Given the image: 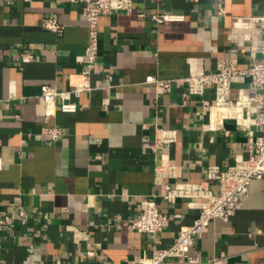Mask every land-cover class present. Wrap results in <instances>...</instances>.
Returning a JSON list of instances; mask_svg holds the SVG:
<instances>
[{"label": "crops", "instance_id": "obj_1", "mask_svg": "<svg viewBox=\"0 0 264 264\" xmlns=\"http://www.w3.org/2000/svg\"><path fill=\"white\" fill-rule=\"evenodd\" d=\"M83 8L76 0H0V264L152 256L199 214L196 199L166 200V186L202 182L209 166L249 157L247 140L264 129L252 106L237 103L250 78L234 79L235 104L221 108L214 88L190 80L225 56L241 68L259 59L261 31L243 22L264 14V0H135L130 13L102 16L93 89L76 95L88 64ZM163 14L175 19L154 18ZM47 18L62 24L61 34L43 25ZM46 84L63 95L46 102ZM64 101L76 110L63 111ZM55 126L58 138L43 132ZM166 134L175 137L158 142ZM154 195L172 218L157 234L135 230L141 201ZM192 252L264 264V178L252 181L229 220L210 222Z\"/></svg>", "mask_w": 264, "mask_h": 264}, {"label": "built area", "instance_id": "obj_2", "mask_svg": "<svg viewBox=\"0 0 264 264\" xmlns=\"http://www.w3.org/2000/svg\"><path fill=\"white\" fill-rule=\"evenodd\" d=\"M83 2V16L89 27V41L86 46L87 67L83 71L82 83L73 88L71 92L80 95L84 90H92L91 72L95 66L96 52L99 47V21L104 15L115 12H132L135 0H76ZM161 22L175 19L169 14L155 15ZM243 24L248 27L259 28L262 42L258 46L260 57L252 60L247 68H241L237 57L225 56L219 61L218 68L211 72H200L190 77L191 81L215 89V106L230 107L235 104L232 99V85L237 77L250 78L252 86L248 92H241L238 104H247L255 109V123L264 127V14L246 19ZM43 25L59 34L63 26L56 18H47ZM30 54L23 55V61L30 59ZM159 87L169 88L171 81L160 80L153 76L147 78ZM42 96L46 102H52L63 92L50 85H43ZM63 111L76 110V104L64 101ZM43 132L58 138L62 134L60 127H46ZM175 136L166 134L158 142L168 141ZM246 145L250 151L247 158L237 160L227 169L219 165L209 166L207 179L202 182H183L175 186H166L164 198L173 203L180 197L196 199L199 214L192 224L181 226L176 240L169 246L156 249L152 256L142 255L134 258L129 264H221L217 257L204 260L201 255L192 252L196 240L209 227L215 219L229 220L244 205L249 196L253 180L264 178V129L256 135L250 136ZM211 182L219 184V191L211 186ZM21 211V215H23ZM171 215L162 212L156 196H150L141 201L132 227L140 232L157 234L161 232ZM5 223V220H1Z\"/></svg>", "mask_w": 264, "mask_h": 264}]
</instances>
